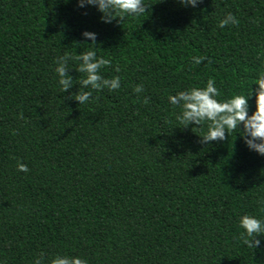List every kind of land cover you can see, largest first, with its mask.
Here are the masks:
<instances>
[{
    "label": "trees",
    "instance_id": "obj_1",
    "mask_svg": "<svg viewBox=\"0 0 264 264\" xmlns=\"http://www.w3.org/2000/svg\"><path fill=\"white\" fill-rule=\"evenodd\" d=\"M144 3L142 16L104 23L76 0H0V264H31L38 254L43 264L54 255L264 264V237L249 249L237 225L243 214L264 221V156L235 133L201 143L205 125L175 126L179 109L167 100L209 78L217 99L255 87L264 0ZM227 13L237 23L218 27ZM88 50L109 61L99 74L119 76L120 87L93 90L81 105L69 95L82 90L79 62H68L73 85L64 92L55 67ZM194 56L203 59L193 64Z\"/></svg>",
    "mask_w": 264,
    "mask_h": 264
},
{
    "label": "clouds",
    "instance_id": "obj_2",
    "mask_svg": "<svg viewBox=\"0 0 264 264\" xmlns=\"http://www.w3.org/2000/svg\"><path fill=\"white\" fill-rule=\"evenodd\" d=\"M199 0H178L181 6L195 8ZM78 7H94L101 15L104 23L111 22L113 18L120 20L125 17L135 18L145 13L144 0H76ZM236 18L227 13L218 20V27L235 25ZM81 36L86 38L88 45L95 48V33L82 31ZM202 56L192 57L193 64H199ZM78 61L75 71L84 74L79 80L81 91L69 93L70 97L78 104H85L89 101L92 91L107 89L116 90L120 87V77L113 76L111 79L104 78L99 74L102 66L108 64V60L98 58L93 50L81 52L79 55L64 54L56 62L55 73L57 84L61 92L67 91L73 85L72 76L67 73L68 62ZM118 71V70H117ZM254 88L247 84L244 94H234L227 99H217L218 89L214 81L209 78L203 87H191L186 90L177 91L174 95L167 96L168 103L179 110L174 113L175 126L187 127L196 125L199 128L205 125V130L199 139L201 143L215 141L223 142L229 133L234 136L238 134L244 146L257 155L264 156V72L259 73L253 79ZM86 89V90H85ZM134 93L142 91L141 85L133 87ZM252 99L253 108L249 112L248 100ZM16 168L20 172H27L25 164L17 162ZM237 225L241 230L239 235L242 243L249 249L261 244V237H264V221L255 216L243 214L239 216ZM31 264H43L42 254L33 258ZM48 264H87L78 256L54 255L48 260Z\"/></svg>",
    "mask_w": 264,
    "mask_h": 264
}]
</instances>
